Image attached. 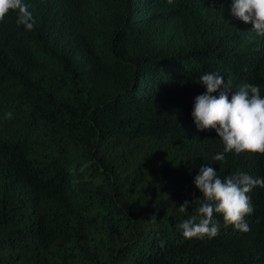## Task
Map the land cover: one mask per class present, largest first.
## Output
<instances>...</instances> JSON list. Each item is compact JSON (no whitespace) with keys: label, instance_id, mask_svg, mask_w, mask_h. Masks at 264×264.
Listing matches in <instances>:
<instances>
[{"label":"trees","instance_id":"obj_1","mask_svg":"<svg viewBox=\"0 0 264 264\" xmlns=\"http://www.w3.org/2000/svg\"><path fill=\"white\" fill-rule=\"evenodd\" d=\"M232 2L25 0L33 30L0 21V264H264V187L248 232L178 227L202 165L264 178L261 154L213 161L191 116L206 72L264 96V37Z\"/></svg>","mask_w":264,"mask_h":264},{"label":"clouds","instance_id":"obj_2","mask_svg":"<svg viewBox=\"0 0 264 264\" xmlns=\"http://www.w3.org/2000/svg\"><path fill=\"white\" fill-rule=\"evenodd\" d=\"M230 11L243 22H250L251 32L257 37H264V0H233ZM9 12L17 13L18 26L26 31L33 30L35 19L25 0H0V21ZM193 82L206 88L204 93L194 98L191 116L196 128L200 131L215 130L223 143L222 152L215 154L212 160L225 161L226 153L264 155V96L260 87L244 83L234 88L231 78L225 81L216 72H206ZM217 92L218 95H213ZM5 115L12 118L11 112ZM193 182L201 193L198 198L202 199L178 226L185 239H212L217 236L220 224L214 220L216 214L222 216L225 228L231 226L242 232L250 231L245 217L254 209L248 193L255 186L264 187V178H253L244 172L221 178L216 169L202 165ZM189 203L184 201L179 212L187 213Z\"/></svg>","mask_w":264,"mask_h":264}]
</instances>
